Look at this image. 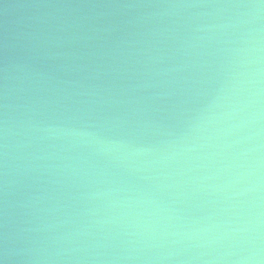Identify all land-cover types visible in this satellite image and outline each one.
Listing matches in <instances>:
<instances>
[{"label": "water", "instance_id": "1", "mask_svg": "<svg viewBox=\"0 0 264 264\" xmlns=\"http://www.w3.org/2000/svg\"><path fill=\"white\" fill-rule=\"evenodd\" d=\"M0 264H264V0H0Z\"/></svg>", "mask_w": 264, "mask_h": 264}]
</instances>
